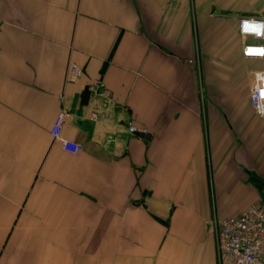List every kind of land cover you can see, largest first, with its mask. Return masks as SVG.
I'll return each mask as SVG.
<instances>
[{
    "label": "crops",
    "instance_id": "crops-1",
    "mask_svg": "<svg viewBox=\"0 0 264 264\" xmlns=\"http://www.w3.org/2000/svg\"><path fill=\"white\" fill-rule=\"evenodd\" d=\"M262 14L264 0H0V264H234L219 225L264 204V58L239 31ZM63 112L76 152L52 132Z\"/></svg>",
    "mask_w": 264,
    "mask_h": 264
},
{
    "label": "built area",
    "instance_id": "built-area-1",
    "mask_svg": "<svg viewBox=\"0 0 264 264\" xmlns=\"http://www.w3.org/2000/svg\"><path fill=\"white\" fill-rule=\"evenodd\" d=\"M239 31L248 38L243 45V56L264 58V14L242 16L239 19ZM83 74L84 70L80 66L71 64L66 79L74 82ZM94 83L100 85V81ZM251 102L258 114L264 116V69L255 72ZM93 117L97 118L98 113L94 112ZM65 119L66 113L63 112L58 116L52 132L66 149L76 152L82 149V145L64 138L60 133ZM129 130L132 133L140 131L134 122H130ZM142 132L146 133L145 130ZM216 241L219 256L234 264H264V204H251L224 218L219 225Z\"/></svg>",
    "mask_w": 264,
    "mask_h": 264
},
{
    "label": "water",
    "instance_id": "water-1",
    "mask_svg": "<svg viewBox=\"0 0 264 264\" xmlns=\"http://www.w3.org/2000/svg\"><path fill=\"white\" fill-rule=\"evenodd\" d=\"M137 134L140 135V136H142V137L145 138V139H148V138L150 137V134H149V133H144V132H142V131H138ZM253 179H254L255 181H257L259 184L264 185V181L261 180L260 178H258V177H256V176H253Z\"/></svg>",
    "mask_w": 264,
    "mask_h": 264
}]
</instances>
